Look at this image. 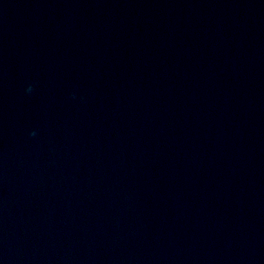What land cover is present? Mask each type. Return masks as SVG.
<instances>
[{"label": "water", "instance_id": "obj_1", "mask_svg": "<svg viewBox=\"0 0 264 264\" xmlns=\"http://www.w3.org/2000/svg\"><path fill=\"white\" fill-rule=\"evenodd\" d=\"M0 264H264V0H0Z\"/></svg>", "mask_w": 264, "mask_h": 264}]
</instances>
